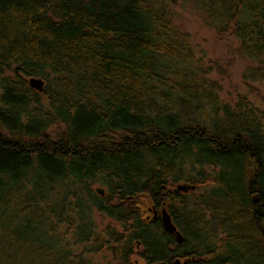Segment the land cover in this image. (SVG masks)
<instances>
[{"label":"trees","instance_id":"16d2710c","mask_svg":"<svg viewBox=\"0 0 264 264\" xmlns=\"http://www.w3.org/2000/svg\"><path fill=\"white\" fill-rule=\"evenodd\" d=\"M176 9L264 83V0H0V264H264V111Z\"/></svg>","mask_w":264,"mask_h":264},{"label":"rangeland","instance_id":"374dc122","mask_svg":"<svg viewBox=\"0 0 264 264\" xmlns=\"http://www.w3.org/2000/svg\"><path fill=\"white\" fill-rule=\"evenodd\" d=\"M175 20L190 34L198 55L213 68V78L220 84L221 96L234 101L236 94L244 95L264 111V83L253 82L245 76L247 67L253 63L238 54L237 41L210 29L196 11L176 9ZM229 177L237 179L234 175ZM91 188L96 192V189L104 190L106 187L96 181ZM154 211H151V217H154Z\"/></svg>","mask_w":264,"mask_h":264},{"label":"water","instance_id":"95a60500","mask_svg":"<svg viewBox=\"0 0 264 264\" xmlns=\"http://www.w3.org/2000/svg\"><path fill=\"white\" fill-rule=\"evenodd\" d=\"M29 83L32 87L36 88L39 92L43 89V82L41 80L31 78L29 80ZM194 187H188L183 184H178L175 188V191L178 192H188L189 190H193ZM157 217L160 218V222L162 224V227L164 231L168 233H172L174 235L175 241L178 244H181L183 242V236L182 234L177 230V228L174 226V224L171 221L170 215L166 211L165 208H161L158 212L154 211V219ZM164 264V263H162ZM176 264H179V260H176ZM185 264V263H183Z\"/></svg>","mask_w":264,"mask_h":264},{"label":"flooded vegetation","instance_id":"af4514ba","mask_svg":"<svg viewBox=\"0 0 264 264\" xmlns=\"http://www.w3.org/2000/svg\"><path fill=\"white\" fill-rule=\"evenodd\" d=\"M173 190H175V187L173 188Z\"/></svg>","mask_w":264,"mask_h":264}]
</instances>
